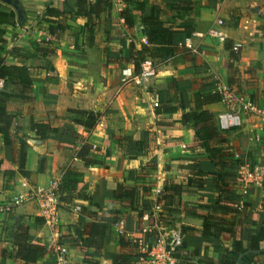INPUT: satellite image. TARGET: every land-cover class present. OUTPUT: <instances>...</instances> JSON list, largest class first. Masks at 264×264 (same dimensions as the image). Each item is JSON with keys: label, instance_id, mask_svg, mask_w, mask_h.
Returning a JSON list of instances; mask_svg holds the SVG:
<instances>
[{"label": "crops", "instance_id": "crops-1", "mask_svg": "<svg viewBox=\"0 0 264 264\" xmlns=\"http://www.w3.org/2000/svg\"><path fill=\"white\" fill-rule=\"evenodd\" d=\"M15 2L18 9L0 0V61L25 65L34 73L31 88L23 93L30 96L29 100L18 97L6 100V111L16 116L20 128L17 132L12 129L11 144L7 146L0 134V160L14 170L11 178L0 171V201H7L11 195L28 188L46 185L52 177L61 179L65 171L72 170L81 174V181L75 192L59 200L57 225V240L65 246L69 264H83L84 252L78 247L82 242L92 254L93 262L113 264V258L120 252L121 236L128 238L126 234L133 232L149 238L151 233L142 234L140 228L150 225L139 227L135 215L140 209L146 210L143 215L148 214L156 202L161 205L160 228L178 229L186 240L201 242L198 256L206 258L203 262L222 259L224 247H230L231 239L216 237L217 232L213 233L215 236L201 237L203 219L187 213L188 210L209 213L207 201L214 194L197 190L189 179L192 170L209 168L201 163L205 154L189 148L196 135L190 113L194 109L195 93L212 92L214 76L227 82L246 102L264 110V0H147L150 12H157L161 25L174 35V41L149 44L158 54L146 58L155 64L157 73L142 85L132 81L122 83L123 74L137 73L130 63L113 59L120 57L130 42L136 48L144 44L138 18L133 33L129 34L119 17L124 3H113L105 16L114 21L97 25L90 39L86 19L74 14L72 0ZM48 7L70 11L59 17L69 27L58 36L50 35L47 23L42 21ZM209 30L220 32L224 40L207 35ZM43 41H49L57 51L50 64L54 75L40 67L43 61L36 46ZM185 42L191 43L197 52L184 46ZM19 88L17 80L10 79L6 84L4 80L3 89L18 93ZM164 103L175 110H163ZM69 108L100 113V122L90 131L75 124L73 131L65 130ZM203 109L212 113L217 124L216 115L227 106L216 101L203 105ZM50 112L57 115L52 123L53 137L35 139L33 122L45 121ZM185 114L187 121H183ZM145 130L150 132L148 142L140 133ZM222 132L238 166L248 164L250 171L262 177L260 182H250L244 188L240 185L235 191L239 207L248 211L250 228L257 227L264 215V115L243 112L240 126ZM20 140L28 145L26 174L17 165ZM82 142L98 147L104 163L84 165L77 158L76 145ZM144 143H147L145 150ZM115 183L137 186L149 205H142L140 199L138 208H123L110 193ZM174 186L179 190H172ZM165 193L169 207L174 208L173 214L166 215L163 200H158ZM74 205L80 206L78 215L72 209ZM143 215L141 222L146 220ZM15 216L24 217L30 236L46 242L50 250L36 264H56L57 256L48 241L52 228L39 215L33 201L0 213V264H19L11 257L10 232ZM36 216L38 223L34 221ZM215 216L213 220L218 221L222 217L230 218L233 213L221 210ZM168 221L173 226L167 225ZM182 227L191 229L183 235ZM245 247L246 241L237 236V264H249L254 256L245 252ZM1 249L5 250L4 256ZM258 256L264 264V252Z\"/></svg>", "mask_w": 264, "mask_h": 264}, {"label": "trees", "instance_id": "trees-1", "mask_svg": "<svg viewBox=\"0 0 264 264\" xmlns=\"http://www.w3.org/2000/svg\"><path fill=\"white\" fill-rule=\"evenodd\" d=\"M72 1L75 6L74 14L86 19L87 32L90 39H93L94 36L92 32L97 25L103 24L104 22L112 23L114 21L110 16H105L106 11H110L114 2L125 4V8L119 12V17L123 19V24L129 34L133 33V26L138 18L145 33L146 43L136 48L134 43L130 42L127 47L123 48L119 54L120 57L113 58L118 62L123 61V63H130L134 73L139 72L140 65L146 57L157 56L158 52L152 51L149 44H173L174 35L161 25L155 10L150 12L147 0ZM69 12L54 7H48L46 9L42 21L47 23V30L50 35L55 34L58 36L60 33L67 30L69 26L63 20L59 19V17H64L68 15ZM101 14H103V16ZM36 52L43 61L40 67L45 69L50 75H54L50 69V64L57 55L56 49L51 46L49 41H43L41 45L36 46ZM33 73L34 72L25 65L18 66L13 63L0 61V78L5 80V84L8 83L10 79H13L17 80V84L20 85L18 93L12 90H0V134L3 136V143L5 146L11 144L10 133L12 129H15L17 132L20 128L16 116L10 115L6 111V100L11 97L29 100L30 96L23 93L29 91L31 88ZM246 80L250 81V78H246ZM211 85L212 84H209V87H211ZM219 100L218 94L212 92L206 94L197 92L194 94V109L191 111L190 116L193 121V129L196 135L193 142L189 144V148L198 149L204 153L205 159L201 163L208 165L209 168L192 170L189 174V179L197 190H209L214 192V194L211 195L207 201V206L212 213L209 211V213L199 214L195 212V210H188L187 213L200 216L203 219L202 226L199 229L201 237L215 236L213 233L217 232L216 237H218V235L219 237L228 236L231 239L230 247H224L225 255L222 259L209 258L210 261L203 262L206 258L198 256L200 246L202 245L201 242L197 243L196 241L186 240L184 231L191 228L182 227L184 235L182 236V242L186 247L182 248V245L175 253V257L178 261L177 264H237V259L239 257V253L235 250V239L237 236L246 241L244 251L254 253L249 264H261L258 255L260 252H264V215L257 227L250 228L247 215L248 211L245 207H239V200L235 197V191L242 185V180L236 173L238 163L233 159V153L229 150L227 140L224 138L223 132L218 128L212 113L203 109V105ZM162 109L165 111H173L175 107L168 103H164L162 104ZM67 113L69 122L64 126L63 129L65 130L73 131V126L75 124L90 131L101 119V114L93 111L69 108L67 109ZM56 118L57 115L54 112H50L47 114L45 121L33 122L32 128L34 131V138L37 140L52 138V123ZM187 120L188 115H183V121ZM140 133L144 136L146 142H148L150 132L145 130ZM27 146L25 140H20L17 165L22 174H26L24 167ZM76 146L78 148L77 158H79L84 165H101L104 163L103 157L99 154L98 147L88 142H82ZM142 149H147V143L143 144ZM151 161L153 163L152 168H154L155 159L152 158ZM0 171L8 178L14 175V170L1 160ZM80 175V173L72 172V170L65 171L58 188L60 199L77 190V185L81 181L79 179ZM262 183V188L264 190V180ZM172 190H179V187L174 186ZM110 193L120 201L123 208H138V201L140 199L142 205H149L148 202L141 197V192L137 186L125 187L121 183H115ZM167 197L168 193H165L158 198V200L161 201L162 199L164 202L166 215L175 212L174 208L169 207ZM176 201L177 200H174L175 204ZM262 207L264 209V204ZM221 210L229 213L232 212L233 216L227 219L222 217L218 221H214L213 219L217 217L215 214ZM145 212L146 210L140 209L135 215L138 219L139 227L145 224L152 225L153 223V219L151 218H147L145 221L141 222V217ZM24 219L25 218L22 216H15L10 232V241L12 243L11 257L14 261H18L19 264H36L37 261L43 258L50 250L46 242L36 241L30 236L28 233V226L24 224ZM34 221L38 223L39 217L36 216ZM157 221H159L158 218ZM167 225L173 226L172 221H168ZM118 243L120 252L113 258V264H134L141 256L137 250L136 244L129 238L121 236ZM261 245H263V247ZM78 247L84 252L83 264H97V262L92 261V254L87 251V246L84 242ZM188 247H192V249L190 250ZM4 254L5 250L1 249V256H4ZM194 255H197L196 260L193 259Z\"/></svg>", "mask_w": 264, "mask_h": 264}, {"label": "built area", "instance_id": "built-area-1", "mask_svg": "<svg viewBox=\"0 0 264 264\" xmlns=\"http://www.w3.org/2000/svg\"><path fill=\"white\" fill-rule=\"evenodd\" d=\"M207 35L218 38L220 41L224 40V35L216 30H209ZM141 41L146 43V38L142 37ZM184 46L191 49L192 52H197L189 42H185ZM157 73L155 64L149 58H145L137 74H123L121 78L122 83L132 81L136 85H142L147 83ZM212 92L218 94L221 102H223L227 109L219 112L216 115L217 126L221 131L229 130L233 127L241 125V114L243 112H254L264 115V110H260L254 103L246 102L241 94H237L227 82L214 76ZM4 87V79L0 78V90ZM237 173L242 180L243 188L250 182H260L262 177L256 176L255 172L249 170V165H239ZM60 177H52L48 180L46 185L36 186L28 188L23 193H17L11 195L7 201H0V213H8L14 210V208L24 204L28 201L36 203L39 215L43 218L44 222L52 228V235L49 236L48 241L51 242V247L55 255L57 256L56 264H69L66 256L67 251L63 244H60L57 240L58 237V205H59V193L58 188L60 186ZM73 211L78 215L80 213V206L74 205ZM161 211V205L156 202L150 212L143 215V219L152 217L154 222L148 227L140 228L142 234L151 233L149 238L144 235H136L133 232L127 233V237L137 246L138 252L141 256L135 262V264H177V258L175 253L181 246L182 234L180 230L162 229L159 227L157 218Z\"/></svg>", "mask_w": 264, "mask_h": 264}, {"label": "water", "instance_id": "water-1", "mask_svg": "<svg viewBox=\"0 0 264 264\" xmlns=\"http://www.w3.org/2000/svg\"><path fill=\"white\" fill-rule=\"evenodd\" d=\"M5 2H8V3H10V4H13L14 6H15V8H19L18 7V4H17V2H15V0H4ZM141 33H142V35H144L145 33H144V30L142 29L141 30Z\"/></svg>", "mask_w": 264, "mask_h": 264}]
</instances>
